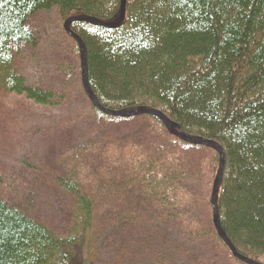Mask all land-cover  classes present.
I'll list each match as a JSON object with an SVG mask.
<instances>
[{"label":"trees","instance_id":"1","mask_svg":"<svg viewBox=\"0 0 264 264\" xmlns=\"http://www.w3.org/2000/svg\"><path fill=\"white\" fill-rule=\"evenodd\" d=\"M120 4L0 0V93L51 109L63 104L54 91L23 83L13 50L22 44L35 46L26 27L40 11L54 8L63 25L78 19L68 30L83 42L86 82L102 109H153L189 137L220 147L225 163L215 193L219 226L240 256L260 263L264 0H125L123 19L116 24ZM68 37L76 45L81 73L82 54L77 41ZM81 92L89 105L86 112L99 127L112 120L144 121L148 146L141 144L132 152L120 173L124 163L109 171L95 168L109 154L98 140L67 151L70 176L59 179V185L72 206L60 233L0 194V264H98L102 251L109 254L103 264H175L177 258L191 256L197 239L220 255L226 253L234 264H251L235 258L214 227L210 198L219 174L218 149L187 143L175 127L150 114H105ZM184 145L198 151L182 156L179 147ZM204 152L210 155V177L203 194L200 179L207 175L192 171L200 163L195 157L202 159ZM203 209H208L207 226L194 234L192 216Z\"/></svg>","mask_w":264,"mask_h":264},{"label":"rangeland","instance_id":"2","mask_svg":"<svg viewBox=\"0 0 264 264\" xmlns=\"http://www.w3.org/2000/svg\"><path fill=\"white\" fill-rule=\"evenodd\" d=\"M27 22L26 28L33 33L35 46L22 44L16 52L13 50L18 74L27 86L54 91L63 104L51 109L36 105L23 96L0 93V173L3 183L0 194L24 214L60 233L68 225L72 206L68 193L59 185V179L70 176L66 152L98 140L103 151L109 154L106 162L98 160L95 168L109 171L114 168L112 166L124 163L118 170L123 172L130 154L141 144L148 146V136L144 134L146 123L112 120L100 127L96 125L95 119L86 112L89 105L81 92L76 45L63 31L57 10L40 11ZM100 132L102 134H98ZM179 148L182 156L198 151L186 145ZM201 154L202 159L195 157L200 163L192 174L207 175L200 179L204 194L205 183L210 177L207 162L210 155L207 152ZM207 212L208 209H203L192 216L190 228L194 234L201 233L207 226ZM190 249L191 256L177 258L175 264H190L193 258L197 260L196 264H234L226 253L220 255L201 239L193 242ZM108 257L109 254L102 251L98 264H103ZM262 262L264 255L260 258Z\"/></svg>","mask_w":264,"mask_h":264},{"label":"water","instance_id":"3","mask_svg":"<svg viewBox=\"0 0 264 264\" xmlns=\"http://www.w3.org/2000/svg\"><path fill=\"white\" fill-rule=\"evenodd\" d=\"M124 3H125V0H121L120 13H119V16H118V20L116 21V24H119L122 21V19H123L122 17H123V12H124ZM75 20H78V19L71 18L69 21L64 23L63 28H64V31H66L69 35H71L74 38V40L77 41V43H78L79 50H80V52L82 54V62H83L82 68H81V84H82V87H83V91L85 92V94H87V96H88V98H89V100L91 101L92 104L98 106V108L100 110H102L105 114H109V115H111L113 117H117V116L118 117L139 116V114H143V115H149L150 114V115H153V116L157 117L159 120H161V122L164 123L165 125H167L169 127L173 126V127L177 128L178 131L181 132L180 136L186 142L191 143V144H193V143H198V144H203V145L204 144H209V145H211L213 147L215 146L218 149V151L220 152V157H221V159H220V167H219V171H218L219 174H218V176L216 178V181L214 183L215 185H214V188H213V190L211 192V198H210V205L212 206L213 216H214V221H213L214 222V227L216 228L217 233L219 234V236L222 237L225 240L227 246L229 247V249L231 250V253L233 254V256L235 258H238L239 260L243 259L244 261H246L248 263L258 264V263L254 262V261H250V260L240 256L237 253L236 249L232 246V244L230 242H228L227 238L225 237V235H224V233H223V231L221 229V226H219V222H218L219 216H218V209H217V205H216V195H215V193H216V187L218 186V183L221 180V177H222V174H223L222 171H223V167H224V163H225L224 162V153L221 151L220 147L215 142L213 143V142L206 141V140L200 141L197 138L189 137L185 132L179 130V127L175 123L170 122L161 112H157V111H155L153 109H149V110L148 109H138V110H135V111L133 110V111H128V112H122V111L111 112L109 110L102 109L99 106V104L97 103L94 95L91 93L89 85L86 82V73H85V71H86V63L87 62H86L83 42L80 41L78 39V37H76L72 32H70L68 30V26L71 24L72 21H75ZM98 24H101V23H98Z\"/></svg>","mask_w":264,"mask_h":264}]
</instances>
